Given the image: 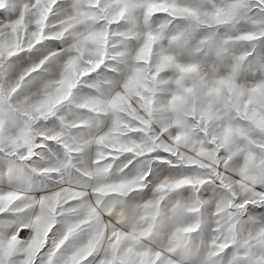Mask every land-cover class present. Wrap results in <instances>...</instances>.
Here are the masks:
<instances>
[{
	"label": "snow or ice",
	"instance_id": "6c2138e0",
	"mask_svg": "<svg viewBox=\"0 0 264 264\" xmlns=\"http://www.w3.org/2000/svg\"><path fill=\"white\" fill-rule=\"evenodd\" d=\"M0 264H264V0H0Z\"/></svg>",
	"mask_w": 264,
	"mask_h": 264
}]
</instances>
